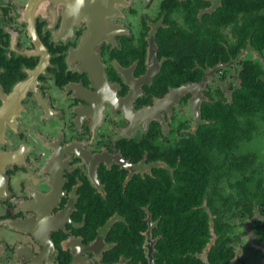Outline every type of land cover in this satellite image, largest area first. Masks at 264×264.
Segmentation results:
<instances>
[{"label":"flooded vegetation","instance_id":"1","mask_svg":"<svg viewBox=\"0 0 264 264\" xmlns=\"http://www.w3.org/2000/svg\"><path fill=\"white\" fill-rule=\"evenodd\" d=\"M220 1L0 0V264H264V206L228 198L244 169L208 176L206 228L172 158L194 152L203 104L243 83L241 59L264 69L232 23L205 46ZM256 139L233 153L260 177ZM139 199L136 216L118 206Z\"/></svg>","mask_w":264,"mask_h":264},{"label":"trees","instance_id":"2","mask_svg":"<svg viewBox=\"0 0 264 264\" xmlns=\"http://www.w3.org/2000/svg\"><path fill=\"white\" fill-rule=\"evenodd\" d=\"M203 0H199V4ZM214 22V28L210 34H204L202 37H207L205 46L211 42L220 44L224 38L220 39L221 34L218 32V26L222 23H232L238 33V41H241V46H245L250 39V42L258 47H264V0H221L219 7L215 10L213 15H208ZM209 36V37H208ZM217 36L218 38H213ZM212 38V39H211ZM206 39V38H205ZM204 44V43H203ZM239 45V44H238ZM215 49L217 55H220V61H230L237 53V47L229 54L227 51L218 53V46ZM246 47V46H245ZM214 52V56H215ZM203 60H210L211 55ZM236 61L234 60V63ZM240 77L243 83L232 90L229 101L214 100L212 102H205L202 110L204 115L211 120L205 123L198 137L194 143V152L190 154L181 151V161L178 160V154H173V162L191 166L189 170H183V177L188 176L193 193H198L197 199L184 200L182 205L189 207L192 202H197V210L199 219L204 221V227L208 228L209 213L207 209L202 206L205 196H208V205L212 212H216L217 207L214 206L213 193H207V186L210 184L208 176L218 177L222 174L229 173L227 164H237V169L244 171L239 174L237 178L238 189L235 193L230 194L229 197H234L239 204L244 203V208L251 210L254 204L264 206V176H258L259 167L254 165L256 154L246 152L236 155L233 150L237 149L242 143L249 142L253 137L262 135L261 128L264 126V69H260L255 63L248 59H241L240 61ZM202 69L199 73L192 76L198 79L202 74ZM264 133V129H263ZM264 136V134H263ZM254 165V166H253ZM199 173L198 180L196 174ZM166 182H171V177H166ZM145 183L143 187L151 189L156 195H168V189L162 187V183L152 182ZM212 191H216V184H213ZM131 195L132 190L128 191ZM156 197V196H155ZM250 199L252 205L248 208ZM119 202L113 203L112 208ZM143 203L139 199L138 203L130 205L129 202L120 203L123 210L128 209L131 215H137L140 210V205ZM213 203V204H212ZM224 205V204H223ZM106 203L102 204V219L110 213L105 211ZM186 209V208H185ZM210 212V211H209ZM100 218V219H101ZM204 218V220L202 219ZM202 226V225H200ZM215 228L222 227L220 217L214 220ZM229 237L219 238L218 240H226ZM221 248V244L219 249Z\"/></svg>","mask_w":264,"mask_h":264},{"label":"rangeland","instance_id":"3","mask_svg":"<svg viewBox=\"0 0 264 264\" xmlns=\"http://www.w3.org/2000/svg\"><path fill=\"white\" fill-rule=\"evenodd\" d=\"M227 86V84H226ZM264 129V126L261 128L260 131H263ZM248 149H253L254 151H256L259 156H258V159H257V162L259 164H261L262 166L264 165V136L261 135L259 136L256 140H252L250 142V146H246ZM252 205V200L250 199L249 201V204H248V208H250V206ZM247 211V209H246Z\"/></svg>","mask_w":264,"mask_h":264},{"label":"water","instance_id":"4","mask_svg":"<svg viewBox=\"0 0 264 264\" xmlns=\"http://www.w3.org/2000/svg\"><path fill=\"white\" fill-rule=\"evenodd\" d=\"M194 103H195V105H198V100L196 102H194Z\"/></svg>","mask_w":264,"mask_h":264}]
</instances>
